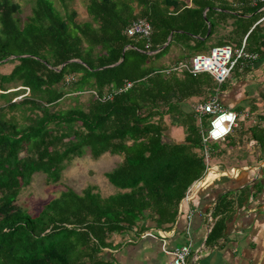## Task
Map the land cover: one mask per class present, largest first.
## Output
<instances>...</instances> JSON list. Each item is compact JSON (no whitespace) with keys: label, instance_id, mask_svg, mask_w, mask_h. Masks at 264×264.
I'll use <instances>...</instances> for the list:
<instances>
[{"label":"trees","instance_id":"1","mask_svg":"<svg viewBox=\"0 0 264 264\" xmlns=\"http://www.w3.org/2000/svg\"><path fill=\"white\" fill-rule=\"evenodd\" d=\"M70 1L31 0L22 19L19 2L0 0V66L12 65L0 72V264H114L105 253L113 236L140 234L149 221L173 225L207 169L200 125L180 103L209 97L216 82L157 61L174 44L185 47L181 61L210 52L218 21L232 17L219 8L234 10L231 0H87L82 21ZM259 1L237 0L240 13L257 14ZM139 17L151 22L148 41L126 33ZM127 82L132 86L119 91ZM66 98L74 103L58 108ZM176 110L183 142L165 136L164 116ZM86 147L94 158L121 157L106 172L118 192L67 188L36 214L18 203L35 173L59 182ZM223 231L219 219L208 241Z\"/></svg>","mask_w":264,"mask_h":264},{"label":"crops","instance_id":"2","mask_svg":"<svg viewBox=\"0 0 264 264\" xmlns=\"http://www.w3.org/2000/svg\"><path fill=\"white\" fill-rule=\"evenodd\" d=\"M229 4L234 10L219 11L232 17L218 21L208 44L219 46L226 41L240 47L245 42L247 50L259 57L244 67L237 65L221 84L205 73L216 82L210 94L240 114L237 125L226 139L209 143L211 155L205 160L206 172L182 200L173 225L159 228L156 221H149L148 229L140 234L124 232L113 236L114 246L105 253L113 256L114 264H171L169 251L185 244L191 246L188 264H264V1L255 15L241 14L237 0ZM184 52V46L174 44L166 54L173 59L172 64L165 65L161 59L157 64L174 69L181 62H189L179 60ZM209 97H187L180 109L194 115L193 106ZM180 114L178 110L165 114L166 140H185ZM196 121L199 125L197 118ZM203 124H208L206 117ZM219 219L224 222L223 235L209 242V233Z\"/></svg>","mask_w":264,"mask_h":264},{"label":"built area","instance_id":"3","mask_svg":"<svg viewBox=\"0 0 264 264\" xmlns=\"http://www.w3.org/2000/svg\"><path fill=\"white\" fill-rule=\"evenodd\" d=\"M260 1L263 2L264 0ZM253 2L257 3L258 0H254ZM126 33L129 36H138L148 41L152 33L151 22L147 18H136L129 23L126 28ZM258 57V53L247 50L245 42H243L240 47L224 44L213 47L208 53H198L194 55L189 62L181 63L174 69H187L193 75L209 72L215 80L221 84L230 77L231 72L237 65L244 67L247 62L256 60ZM131 86L132 83L127 82L119 91ZM91 92L99 97L96 91L91 90ZM111 97L112 94L110 93L101 98L107 99ZM193 112L200 125L202 152L205 160L208 161L211 155L209 143L211 141L226 139L237 125L240 114L232 109L224 107L219 97L215 94L211 95L206 101L195 104L193 106ZM244 114L245 116L249 115L248 112ZM205 117L208 119V124L204 126L203 118ZM169 253L172 255L171 264H188L187 257L191 253V246L190 244H185L170 250Z\"/></svg>","mask_w":264,"mask_h":264},{"label":"rangeland","instance_id":"4","mask_svg":"<svg viewBox=\"0 0 264 264\" xmlns=\"http://www.w3.org/2000/svg\"><path fill=\"white\" fill-rule=\"evenodd\" d=\"M22 6L20 17L24 19L31 12V0H16ZM87 0H71L70 7L75 8L79 15V20H85L87 17L86 5ZM58 8H61L60 2L56 1ZM161 61L165 65H171L173 59L162 56ZM12 65L5 64L0 66V72L10 71ZM22 96L15 97L20 99ZM88 95L84 93L81 101H85ZM197 98V97H194ZM2 102V100H0ZM74 101L70 98L64 99L58 108H68ZM120 161L119 155L105 153L99 158H94L91 155L90 148L86 147L83 154L76 156L67 164L63 170L62 177L59 182H49L44 172L35 173L31 183L22 188L18 198V203L28 209L30 213L36 214L42 209L43 205L53 198L58 197L65 189L72 188L78 193H82L88 186H97L98 191L103 196H108L119 191V189L109 181L106 172L111 171ZM214 161L210 162L213 165ZM193 189V187H192Z\"/></svg>","mask_w":264,"mask_h":264},{"label":"water","instance_id":"5","mask_svg":"<svg viewBox=\"0 0 264 264\" xmlns=\"http://www.w3.org/2000/svg\"><path fill=\"white\" fill-rule=\"evenodd\" d=\"M209 29H210V27H209ZM171 37H172V36H170V37H169L168 41H167V42L164 44V46H163L162 48H165V47H166V45H168V43H169V42H170V40H171Z\"/></svg>","mask_w":264,"mask_h":264}]
</instances>
